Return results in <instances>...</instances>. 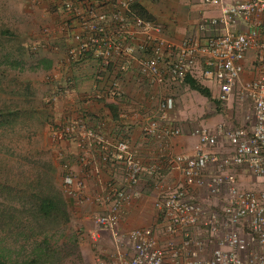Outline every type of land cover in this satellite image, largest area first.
Here are the masks:
<instances>
[{"label":"built area","instance_id":"built-area-1","mask_svg":"<svg viewBox=\"0 0 264 264\" xmlns=\"http://www.w3.org/2000/svg\"><path fill=\"white\" fill-rule=\"evenodd\" d=\"M26 1L29 6L47 1L55 7V24L40 31L43 45L51 42L46 38L55 49L57 42L66 45L67 65L86 57L93 61L94 81L85 94L89 101L119 99L123 94L119 75L135 64L137 89L179 85L199 74L215 86L217 102L235 100L249 111L243 118L248 129L192 126L190 154L161 153L171 159L169 167L180 177L170 188H164L158 164L143 163L127 140L105 142L100 127H90L80 117L52 126V141L74 140L76 150L83 153L94 145L121 168V180L101 186L94 195V203L107 208L92 216L89 238L96 243L106 233L112 253L106 263L96 258L91 264H264V188L243 187L244 181L264 183V0H202L219 10L217 18L201 27L210 34L202 40L183 37L177 44L158 36L157 23L130 11L135 0ZM249 50L254 53L251 65L256 76L243 79V60ZM134 52L140 57H134ZM106 72L111 74L107 82ZM175 111L173 96L158 97L142 134L156 142L180 136ZM107 159V154L100 156L103 163ZM76 162L89 174L100 172L87 157L78 155ZM64 169V195L81 202L83 180ZM143 174L155 177L152 205L159 222L120 232L121 209ZM157 229L164 242L158 239Z\"/></svg>","mask_w":264,"mask_h":264},{"label":"crops","instance_id":"crops-1","mask_svg":"<svg viewBox=\"0 0 264 264\" xmlns=\"http://www.w3.org/2000/svg\"><path fill=\"white\" fill-rule=\"evenodd\" d=\"M134 3L141 6L151 16V20L160 26L161 29L158 36L173 44H177L183 37L204 39L210 32L208 29H202L201 27L209 19L217 18L219 15L217 6L204 4L202 0H135ZM35 7L39 9L41 15L39 18L37 17V20H33L32 25L34 26L31 29V26H29V31L26 30V34L34 38L36 29H38L39 34L37 38L40 40V29L44 26H53L57 16L54 5L49 4L47 1H41ZM46 13L48 14V18H46ZM40 21L43 24L39 25L38 23ZM56 46V49L50 46L42 49L48 59L54 60V62L56 61L58 70L51 71L52 73L47 71L43 72L41 74L42 80H48L49 78L50 80L57 81L60 79V85L62 87L58 93L53 92L50 97V92H48L45 99L48 104L45 105L47 107L46 109L54 111L57 120L59 118L74 119L80 117L85 120L87 119L86 121L89 122L88 126L90 127H96L98 125L105 142L107 138L112 140L123 138L127 140L130 149L143 163L149 165L152 162H156L158 164L160 168L158 174L161 177L164 188H170L177 184L180 177L176 170L169 167V160L171 159L162 158L160 154L177 156L181 154L188 155L191 152L194 140L188 136V132L193 124L189 121L187 122V118L190 114L200 113L202 107L193 105L190 100L192 97L194 100L196 98L198 102H201V98L206 97L197 92V97L194 96L191 93L194 90L189 87L188 82L193 81L197 83L199 86L205 88L208 93V89L211 88L216 91L215 86L208 80L203 79L201 75L192 74L186 77V81L184 80L179 85L169 84L158 88L143 86L140 90L137 89L134 83L136 66L132 64L131 69L127 73L119 75L120 87L123 92L119 99L111 100L104 97L96 101H89L85 97V94L93 83V61L89 57H86L76 67H70L63 61L66 45L57 42ZM133 55L137 58L140 57V54L137 52H134ZM253 56L254 53L251 50L245 55L243 60V79L256 76V71L251 65ZM110 78L111 74L106 72V82ZM64 80L67 82L68 80L74 81H69L64 86ZM210 84L212 87H210ZM168 95L174 97L176 114L177 112L180 114L179 119L176 117V120L180 126L181 135L156 142L154 139L144 136L142 129L152 117L156 99ZM148 97H152V100H148ZM209 98H211L210 93ZM189 101L191 102L190 104H188ZM229 102L232 101L230 100ZM233 102L236 103L235 108H241L243 106L247 108L246 105L240 104L235 100ZM121 112H123L122 117H120ZM242 117V113L236 117L237 123H235V126L248 129L249 126H245L246 122ZM226 123L231 124L230 122ZM204 125L211 126L212 124L207 122ZM75 137L78 139V134H75ZM67 151H69L67 159L73 162L70 165L68 164L69 166L67 165L68 170L76 175L78 179L83 180L84 183V188L79 196L81 202L75 201L74 199L71 200L73 201L75 209H80L82 213L81 221H89V228L86 229V235L89 236L93 228V222L92 224L90 223V218L95 214L104 212L107 208V206L105 208L103 205L94 203L93 199L101 191V186L106 185L107 188L109 184L113 182L118 183L121 180V168L116 161L110 159L108 152L99 151L92 145L88 150L84 151L85 156L90 161L94 163L99 162V157L101 155L104 156V154H107L108 159L107 163L100 164V172L98 175L89 174L85 170H82L76 162L78 151L75 148L74 142L73 144L70 143ZM154 180L155 177L152 176L150 177L144 174L140 176L138 183L132 189L129 202L121 209L118 222L120 232H126L140 227H152L159 222L152 205L155 196ZM156 233L158 239L164 242L158 229ZM106 238H109L107 234Z\"/></svg>","mask_w":264,"mask_h":264},{"label":"rangeland","instance_id":"rangeland-1","mask_svg":"<svg viewBox=\"0 0 264 264\" xmlns=\"http://www.w3.org/2000/svg\"><path fill=\"white\" fill-rule=\"evenodd\" d=\"M35 6H29L26 0H0V182L6 180L13 185L14 181L19 183L25 179L28 185L44 177L45 173H50L48 175L53 181L52 188L61 190L64 166L68 167L73 163L67 159L69 154L67 148L70 143L73 144L74 140L67 143L54 142L50 138V129L65 119L57 120L55 112L46 109L45 105L48 104L43 101V94L46 92L45 84L37 80L24 79L27 74H20L18 68L12 70L9 65H6V58H4L6 52H10L12 58L21 62V67L28 66L27 63L32 56H24L20 54V51L14 50L23 48V44L27 41L26 30L29 31V26H31L30 29L34 26L33 20H37V17L41 15ZM31 7H33L32 10ZM45 15L48 18V14ZM38 24L41 25L43 22L40 21ZM38 32L39 30L36 29L34 37L38 36ZM46 41H49V38H46ZM14 52L19 54H13ZM210 87H212L211 84ZM208 90L211 98H201V102H198V99L194 100L191 97L192 104L202 107V111L188 115L187 122L193 124L192 126L199 125L208 129H213L217 125L237 128L236 117L240 113L243 115L242 118L248 115L247 108L245 106L235 108L236 103L233 101L220 104L215 100L216 91L213 88ZM191 93L197 97L196 92ZM190 101L188 104L191 103ZM19 109L24 110L20 113ZM28 112H30L29 115ZM175 116L179 119L180 114L178 112L176 114L175 111ZM207 122L212 125H204ZM78 155L86 157L80 151L76 156ZM243 187L259 190L264 188V183L258 180L254 183L244 181ZM64 197L71 211H69V228L74 227L76 230L78 225H82L85 230L84 235L79 233L76 237L74 236L78 256L75 254L67 256L64 264H91L96 258L106 263L112 251L106 233L101 235L96 243L89 236L85 237L89 221L82 222L80 209L72 208L73 204L69 198L65 195ZM91 219L92 217L90 218L92 224ZM67 235L70 234L67 233Z\"/></svg>","mask_w":264,"mask_h":264},{"label":"trees","instance_id":"trees-1","mask_svg":"<svg viewBox=\"0 0 264 264\" xmlns=\"http://www.w3.org/2000/svg\"><path fill=\"white\" fill-rule=\"evenodd\" d=\"M130 11L143 20H151V16L138 4H132ZM37 37L27 35L23 48L14 50L20 51V54L24 56H32L27 63L28 66L21 67V62L12 58L10 52H6L4 58H6V65H9L12 70L18 68L20 74H27L24 79L41 81L43 72L52 73L51 71L58 70L56 61L48 59L42 50L47 46L53 48V41L50 39L51 42L43 45L44 40L41 38L39 40ZM79 63L69 66L76 67ZM42 82L46 86L43 101L48 92L50 97L53 92L58 93L62 88L60 79L53 81L48 78V80H42L41 84ZM63 82L64 86L68 83L66 80ZM188 83L195 92L209 98L205 88L193 81ZM102 163L100 157L99 162H95L98 167ZM48 174L45 173L44 177L33 182V186L31 182L26 185L25 179L19 183L14 181L13 185L6 180L0 182V264H64L67 256L74 254L78 256L74 238L79 233L83 234L85 230L82 225H78L76 230L74 227L69 228V203L62 189L52 188L53 181ZM69 201L73 204L71 199ZM103 213L105 211L100 214ZM67 233L70 235L68 236ZM85 237H87L86 234Z\"/></svg>","mask_w":264,"mask_h":264}]
</instances>
